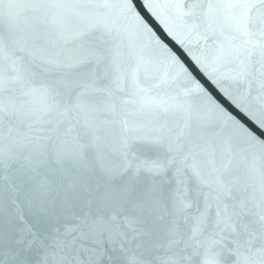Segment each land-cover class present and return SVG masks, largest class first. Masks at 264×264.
Masks as SVG:
<instances>
[{"label": "water", "instance_id": "obj_1", "mask_svg": "<svg viewBox=\"0 0 264 264\" xmlns=\"http://www.w3.org/2000/svg\"><path fill=\"white\" fill-rule=\"evenodd\" d=\"M128 2L139 20L128 13L124 0H0V71L6 89L0 92V153L4 156L0 167V264H39L38 255L49 251L46 246L50 241L41 223L44 217H30L37 229L36 242L30 243L33 237L19 231L23 226L17 220L16 208L24 209L28 215L27 198L40 179L26 167L33 128H56L61 120L65 122L58 131L69 126L70 117L50 110L43 89L55 87L60 73L74 71L70 65L84 55L91 59L90 67L100 79L90 92L95 108L77 117L80 124L73 121V135L81 132V125L87 121L98 147L114 165L120 163L125 150L162 163L175 157L177 166L184 157H188L187 164L196 162L205 181L200 187L204 193L212 194L207 201L211 207L206 221L209 226L202 232L204 238L211 231L218 203L212 198L216 195L212 190L221 184L231 190L223 200L229 214L234 211L232 205H243L248 213L244 222L253 227L262 223L264 152L252 146L236 127L225 124L200 97L188 93L185 79L177 76L175 65L161 47L220 107L255 133L256 126L217 91L205 73L237 98L246 97L257 111H264V68L254 63L247 82L232 79L243 69L241 61L246 49L252 43L264 42V37L246 34L238 21L247 13L250 23L260 29L264 25V5L251 0L258 7L249 11L226 7L245 0H211L220 7L206 17L207 6L201 0ZM38 64L47 71L38 70ZM184 177H189L187 171ZM135 179L142 183L171 179V169L163 177L141 173ZM49 180L55 201L52 225L62 228L63 221L77 214L99 212L94 204L86 202L79 187L75 193H67L69 181L60 176ZM192 187L188 179V189ZM204 206L201 197V212ZM186 215H198L197 207L189 208ZM195 226L196 222L189 219L181 228L191 236ZM122 230L127 233V229ZM70 240L71 237L65 242L67 259L63 264H77L76 257L85 256L81 241L73 245ZM137 243L140 241L133 242L131 251L147 254L149 245L145 243L137 250ZM112 247L107 242L103 246L101 264H125L131 254L129 245L125 244V252L111 251ZM201 253L181 264H204L206 253L203 249ZM157 254L163 255V250H153L152 255Z\"/></svg>", "mask_w": 264, "mask_h": 264}, {"label": "snow or ice", "instance_id": "obj_2", "mask_svg": "<svg viewBox=\"0 0 264 264\" xmlns=\"http://www.w3.org/2000/svg\"><path fill=\"white\" fill-rule=\"evenodd\" d=\"M201 3L207 6L206 17L212 15L215 7H220L214 5L211 0H201ZM124 4L132 18L139 20L128 0H124ZM259 4L264 5V0H259ZM148 7L151 8L153 5L148 3ZM226 7L248 8L250 11L258 6L251 0H245L244 3L228 4ZM250 17L247 13L241 17L238 21L241 29L248 35L264 37V25L257 30L256 26L250 23ZM161 51L175 65L177 76L185 79L188 93L200 97L225 124L236 127L252 146L264 152V111H257L247 103L246 97L237 98L220 86L218 81L209 79V74L204 72L206 79L213 83L217 91L258 129L255 133L250 131L220 107L166 48L162 46ZM244 56V61H241L243 69L232 77L241 82H247L252 76L254 63L264 68V42L252 43ZM91 63L87 55L81 56L70 65L74 71L61 72L55 87L43 89L45 97L50 101V110L66 118L70 117L67 119L69 126L62 132L58 131L60 124L65 122L61 120L56 128L35 127L34 134L29 140L31 155L27 158L26 167L28 171L35 172L40 179L34 183L27 198L28 215H25L24 209L17 207L16 216L19 224L23 226L19 231L33 237L30 243H35L37 236V229L30 217L35 215L44 217L41 223L44 225L45 238L50 242L46 246L49 251L38 255L39 264H63L67 259L64 249L69 237H71L69 242L73 245L78 240L81 241L80 248L85 253L82 259L79 255L76 257L77 264H101L100 258L104 256L102 249L106 242L113 246L111 251L118 249L125 252V244L129 245L128 251H131L135 241H140L135 244L137 250L145 243L149 245L146 249L147 254L142 252L137 255L135 251H131L126 257L125 264H181L193 256L201 255V249L206 253L204 264H264V216L261 217L262 223L258 227H253L250 222H244V217L248 213L243 205L239 208L232 205L234 211L229 214L228 205L224 204L223 200L230 196L231 190L222 184L212 190L216 193L212 198L218 202L216 214L211 218V231L208 237L202 236V232L209 226L206 221L209 219L208 209L211 205L207 201L212 194L202 191L200 186L204 185L205 181L196 162L187 164L185 161L188 157H184L177 166L175 157L162 163L159 160L142 159L139 155L125 150L120 155V163L114 165L98 147L87 121L81 125L83 130L73 135L76 130L73 121L80 124L77 117L95 108L94 102L90 99V92L100 78L96 75L95 69L90 67ZM36 68L47 71L41 69L39 64ZM261 74L264 75V72ZM5 90L4 75L0 71V92ZM3 165L4 156L0 153V167ZM173 165L176 167L173 168ZM170 169L171 179L149 183L135 179L141 173L163 177ZM185 171L189 173L187 179L184 177ZM54 176L69 181L65 186L67 193H75L79 187L86 202L94 204L99 212L89 213L87 216L77 214L76 218L63 221L62 228L52 225L55 201L51 198L52 184L49 177ZM188 179L193 182L191 190L188 189ZM61 196H64V192ZM201 197L205 201L202 212L199 209ZM194 205L197 207L198 215L191 217L186 215L187 210ZM2 213L3 205L0 204V215ZM189 219L196 222L191 236L186 235L181 228ZM122 229H127V233L132 235L129 236ZM178 247L179 252L176 251ZM161 249L163 255H152L153 250L160 253ZM189 249L191 251H188Z\"/></svg>", "mask_w": 264, "mask_h": 264}]
</instances>
